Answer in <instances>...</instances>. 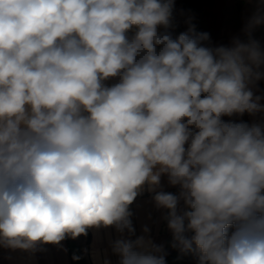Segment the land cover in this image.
I'll return each instance as SVG.
<instances>
[{"label":"clouds","instance_id":"obj_1","mask_svg":"<svg viewBox=\"0 0 264 264\" xmlns=\"http://www.w3.org/2000/svg\"><path fill=\"white\" fill-rule=\"evenodd\" d=\"M251 3L248 39L213 46L191 20L173 36L174 0H0V247L113 227L119 264H166L130 238L147 190L182 255L264 264V123L223 119L264 112Z\"/></svg>","mask_w":264,"mask_h":264},{"label":"crops","instance_id":"obj_2","mask_svg":"<svg viewBox=\"0 0 264 264\" xmlns=\"http://www.w3.org/2000/svg\"><path fill=\"white\" fill-rule=\"evenodd\" d=\"M222 28V27H221ZM221 30V29H220ZM219 35H211L210 43L213 46L230 45L237 34L227 32L222 29ZM116 80L107 81V85L115 83ZM254 96L264 97L257 82L253 86ZM264 105V99L260 100ZM225 121L264 123V112L254 115L244 113L242 116L223 117ZM161 189L166 192L176 193L178 189L172 187L167 182V177H161ZM160 190V189H158ZM154 193L144 190L137 196L136 200L129 206L132 213L131 221L135 229V234L131 239H136L141 235L150 238L157 245H162L165 254L166 264H197V258L192 254H181L171 246L172 234L167 228V221L164 217L167 210L156 207L153 200ZM147 227V233L143 229ZM124 238H129L127 231ZM121 238L115 228L89 229L87 235H80L72 239L70 237L61 241L59 245H40L35 251L12 250L0 247V264H119V256L112 251V243Z\"/></svg>","mask_w":264,"mask_h":264},{"label":"rangeland","instance_id":"obj_3","mask_svg":"<svg viewBox=\"0 0 264 264\" xmlns=\"http://www.w3.org/2000/svg\"><path fill=\"white\" fill-rule=\"evenodd\" d=\"M200 4L199 14L196 19L202 32L211 35H219L222 29L237 34L244 41L248 36L244 32L248 18L253 11L251 0H197ZM174 14L178 29L173 26L170 31L173 36L187 31L190 18V10L184 6L183 0H174ZM222 27V28H221ZM221 29V30H220ZM251 38L256 40L264 49V23L256 26L251 33ZM257 84L264 94V79L257 81Z\"/></svg>","mask_w":264,"mask_h":264},{"label":"trees","instance_id":"obj_4","mask_svg":"<svg viewBox=\"0 0 264 264\" xmlns=\"http://www.w3.org/2000/svg\"><path fill=\"white\" fill-rule=\"evenodd\" d=\"M183 2H184V6L190 10L189 20H191V23L195 25L197 31L202 32L200 26L198 25L196 21L198 14H199V7H200L199 2L197 0H183ZM173 16H174L173 25L175 28L178 29V24H177L174 12H173Z\"/></svg>","mask_w":264,"mask_h":264}]
</instances>
